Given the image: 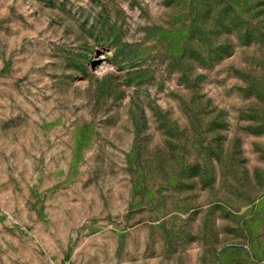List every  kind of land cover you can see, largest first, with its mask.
<instances>
[{"label":"rangeland","instance_id":"obj_1","mask_svg":"<svg viewBox=\"0 0 264 264\" xmlns=\"http://www.w3.org/2000/svg\"><path fill=\"white\" fill-rule=\"evenodd\" d=\"M0 264H264V0H0Z\"/></svg>","mask_w":264,"mask_h":264}]
</instances>
